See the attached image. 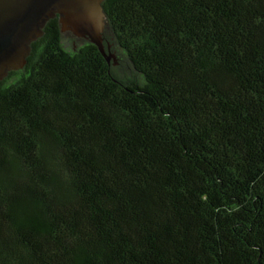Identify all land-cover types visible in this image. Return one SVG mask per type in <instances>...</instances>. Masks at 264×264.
<instances>
[{
  "label": "trees",
  "instance_id": "trees-1",
  "mask_svg": "<svg viewBox=\"0 0 264 264\" xmlns=\"http://www.w3.org/2000/svg\"><path fill=\"white\" fill-rule=\"evenodd\" d=\"M0 83V264H264V0H104Z\"/></svg>",
  "mask_w": 264,
  "mask_h": 264
},
{
  "label": "water",
  "instance_id": "water-1",
  "mask_svg": "<svg viewBox=\"0 0 264 264\" xmlns=\"http://www.w3.org/2000/svg\"><path fill=\"white\" fill-rule=\"evenodd\" d=\"M104 0H0V83L28 63L32 44L43 36L46 24L59 18L61 32L98 47L108 62L118 61L106 53Z\"/></svg>",
  "mask_w": 264,
  "mask_h": 264
},
{
  "label": "rangeland",
  "instance_id": "rangeland-1",
  "mask_svg": "<svg viewBox=\"0 0 264 264\" xmlns=\"http://www.w3.org/2000/svg\"><path fill=\"white\" fill-rule=\"evenodd\" d=\"M84 42V39H78L70 32H65L63 35V44L67 50L78 49Z\"/></svg>",
  "mask_w": 264,
  "mask_h": 264
}]
</instances>
